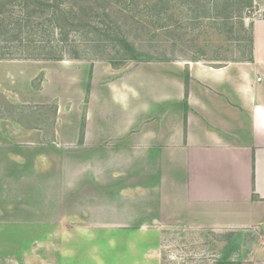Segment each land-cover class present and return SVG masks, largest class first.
Listing matches in <instances>:
<instances>
[{"label": "crops", "instance_id": "crops-1", "mask_svg": "<svg viewBox=\"0 0 264 264\" xmlns=\"http://www.w3.org/2000/svg\"><path fill=\"white\" fill-rule=\"evenodd\" d=\"M251 34V62L152 64L136 68L152 72L136 86L93 66L82 141L80 70L62 66L77 77L69 80L51 71L36 95L31 64L0 62L9 101L57 104L52 132L0 115V224L71 221L76 229H150L161 240L175 225L252 231L261 242L250 264H264V19ZM24 189L43 209L27 208ZM67 194L87 205L65 206Z\"/></svg>", "mask_w": 264, "mask_h": 264}, {"label": "rangeland", "instance_id": "rangeland-1", "mask_svg": "<svg viewBox=\"0 0 264 264\" xmlns=\"http://www.w3.org/2000/svg\"><path fill=\"white\" fill-rule=\"evenodd\" d=\"M20 3L8 6L6 16L14 19L21 15L20 7L16 6ZM203 6L200 3L191 5L189 0H170L166 13L161 17L114 12L111 18L114 25L108 19L97 18L95 22L98 24L94 25L98 30L105 28L99 23L103 20L106 26H110V36L99 37L97 30L92 31L93 33H71L69 37L75 43L70 42L72 45L62 49L63 59L66 61H31L27 58L48 56L50 51L31 49L15 41H8L10 44L3 52L5 56L10 55L15 60L0 62L31 64L34 71L31 79L33 94L43 91L42 85H45V79H51V71L61 80H69L77 77L71 73H61L62 66L66 71L70 70V66L80 70L79 79H87L79 123L80 132L83 126L84 133L91 69L95 65L112 74L111 78L126 80L128 84L136 86L134 80L152 78L150 70L138 73L136 68L152 64L200 62L218 67L247 59L251 25L254 20L264 19V0H254L251 9H245L241 18L228 24L213 17L205 18ZM16 32L18 31H11V36L18 34ZM27 34L23 33L22 37ZM116 37H123L143 55L139 61L129 59L116 43ZM53 38H56L55 33ZM5 45L6 43H0V46ZM72 57L79 59L74 60ZM83 67L88 68L89 72L86 69L81 71ZM41 68L45 70L38 72ZM47 70L50 75H47ZM45 89L50 91L51 87L45 86ZM3 92L0 90V115L4 119L19 127L52 132L56 122L55 102L22 105L9 101ZM142 98L144 101L149 100L147 95ZM81 139L83 140V136L81 138L80 133L79 141ZM24 192L22 199L29 206L28 209L36 206L42 208L44 203L40 198L27 189ZM77 203L87 205L85 199L74 200L70 194L65 195V206L78 205ZM39 226L1 223L0 264H250L261 242L259 236L252 231L214 232L194 230L183 225H175L167 230L162 240L150 229L125 230L114 226H79L76 229L71 221L64 225H50L49 222L47 226Z\"/></svg>", "mask_w": 264, "mask_h": 264}, {"label": "trees", "instance_id": "trees-1", "mask_svg": "<svg viewBox=\"0 0 264 264\" xmlns=\"http://www.w3.org/2000/svg\"><path fill=\"white\" fill-rule=\"evenodd\" d=\"M16 2L20 3L16 6L20 7L22 14L13 19L11 16H6L7 7L14 6ZM169 2L170 0H149L148 2H143V0H75L72 3L69 0H0V43H6L5 46H0V61L14 59L10 55L5 56V52H3L10 44L8 41H15L19 45L31 49L50 51L48 56H30L27 58L31 61H66L63 59L62 49L72 45L70 42L75 43L69 37L71 33H93L97 30L99 37L110 36V26H106L107 24L102 22L103 20L99 23L103 24L105 28L98 30L97 26L94 25L97 23L95 22L97 18L108 19L114 25L111 19L114 12L120 14L133 12L136 13L135 15L145 14L150 18L161 17L166 13ZM189 3L191 5L195 3L204 4L205 18L213 17L215 20L228 24L237 18H241L245 9H251L254 0H189ZM66 4L69 6L66 7ZM13 30H17L16 33L18 34L11 36ZM23 33L28 34L26 37H22ZM54 33L56 38H53ZM116 43L132 61H139L143 56L123 37H116ZM252 50L253 37L250 34L248 57L243 61H252ZM72 59L78 60L79 58L72 57ZM184 80L186 85L187 73H185ZM82 129L81 138L83 136ZM220 264L229 263L221 262Z\"/></svg>", "mask_w": 264, "mask_h": 264}]
</instances>
